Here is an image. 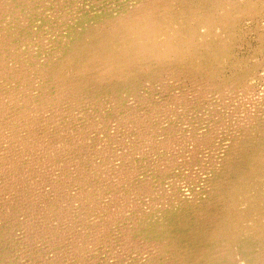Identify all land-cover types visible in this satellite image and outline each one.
Masks as SVG:
<instances>
[{"label":"rangeland","instance_id":"374dc122","mask_svg":"<svg viewBox=\"0 0 264 264\" xmlns=\"http://www.w3.org/2000/svg\"><path fill=\"white\" fill-rule=\"evenodd\" d=\"M150 1L0 0V264H264V0H170L183 49L85 72Z\"/></svg>","mask_w":264,"mask_h":264},{"label":"bare ground","instance_id":"6f19581e","mask_svg":"<svg viewBox=\"0 0 264 264\" xmlns=\"http://www.w3.org/2000/svg\"><path fill=\"white\" fill-rule=\"evenodd\" d=\"M169 1L170 0H152L149 2L148 5H143L141 6L136 13H133L131 16L128 15L126 18H128L125 23H123L119 29L117 31V33L121 34L120 35V39L122 44H123V48L121 49V51H117L115 49H111L109 53H107L106 55H100V54H94L93 56H91L92 61L90 60L89 63L84 67L85 68V72L88 69H99V75L97 76L100 79L103 78H108L109 76H112L114 74H117L118 72H123L126 69H128L130 66L132 65H137L139 67H142L143 65H145L144 61H147L148 58H152L155 57L157 60L159 59H164L167 56H169L171 53H174L176 51H179L180 47L184 48V46H181L179 43L175 44L173 42V32H175L177 35V31L176 30H170L169 26L167 25L166 19L167 16L170 13L169 10L171 9L169 7ZM234 1V0H233ZM259 1V0H258ZM2 2V1H1ZM29 2V1H28ZM246 2V1H245ZM3 3V2H2ZM215 3V4H214ZM212 5L216 6V7H220L221 3L220 2H214ZM222 4H226L225 2H222ZM228 6V5H227ZM29 7V6H27ZM250 9H256V5L255 7L253 6V4H251ZM157 8H164L165 12H163L165 15L164 17L160 18L159 22H156V20L153 19V16H151V14L154 12V10H156ZM49 9V8H48ZM218 9V8H217ZM212 10L209 13H204V15L201 17L200 20V24L205 26L206 28H212L215 26L216 23H218V20L221 21V17H223V19L225 20L226 17H231V15L228 13V15L226 14H222L221 17L220 16H216L217 14L215 12L212 11H218V10ZM136 10V9H135ZM9 11V10H8ZM17 11V10H16ZM29 11V10H28ZM31 11V9H30ZM191 10H186V14H188ZM168 13V14H167ZM21 14V13H20ZM51 15V14H50ZM167 15V16H166ZM4 16V15H3ZM125 16V15H124ZM1 17V16H0ZM56 18V17H55ZM23 19V17H22ZM11 20V19H10ZM15 20V19H14ZM25 20V17H24ZM235 20V19H234ZM22 21V20H21ZM59 21V20H58ZM140 21H145L147 23H143L141 25H139ZM16 23V22H15ZM22 23V22H21ZM37 24V23H36ZM1 25V24H0ZM127 27V28H122V27ZM5 27V25H4ZM17 27V26H16ZM28 27V26H26ZM32 28V27H31ZM217 28V27H216ZM219 28V27H218ZM5 29V28H4ZM30 29V28H29ZM8 31V30H7ZM11 31V29H10ZM31 31V29H30ZM18 32V31H17ZM10 33V32H9ZM12 34V33H10ZM35 34V33H34ZM3 35V34H2ZM1 35V36H2ZM6 35V34H5ZM13 36V35H11ZM115 36V35H114ZM13 38V37H12ZM11 38V39H12ZM27 38V37H26ZM42 38V37H41ZM40 38V39H41ZM6 39V38H3ZM1 42V41H0ZM4 42V41H3ZM44 42V41H43ZM12 43V42H10ZM187 44V42H186ZM7 45V44H6ZM2 46V45H1ZM9 46V45H8ZM7 46V47H8ZM187 46V45H186ZM188 47V46H187ZM182 48V49H183ZM4 49V48H3ZM13 49V48H12ZM7 52V51H6ZM5 51H3V53H6ZM10 52V51H9ZM18 52V51H17ZM14 54V53H11ZM32 54V53H31ZM29 55V54H28ZM12 56V55H10ZM18 57V55H17ZM27 60V59H26ZM3 61V59H2ZM103 61V62H101ZM170 61V60H169ZM8 62V61H7ZM171 62V61H170ZM38 63V61H37ZM15 64V63H14ZM23 64V63H22ZM44 64V63H43ZM28 65V64H27ZM260 65V64H259ZM17 66V65H16ZM4 69V68H3ZM4 71V70H3ZM181 71V70H180ZM21 72V71H20ZM26 72V71H25ZM167 72V71H166ZM256 72V71H255ZM170 73V72H169ZM179 73V72H178ZM5 75V74H3ZM253 76V75H252ZM9 78V77H8ZM11 78V77H10ZM20 78V77H19ZM182 79V78H181ZM178 80V79H177ZM208 80V79H207ZM206 80V81H207ZM38 81V80H37ZM11 82V81H10ZM214 82V81H213ZM8 83V82H7ZM56 83V82H55ZM231 83V82H230ZM57 84V83H56ZM147 84V83H146ZM213 84V83H211ZM28 85V84H27ZM206 85V84H205ZM247 85V84H246ZM210 86V85H209ZM227 86V84H226ZM245 86V85H244ZM7 88V87H6ZM22 88V87H21ZM217 88V87H216ZM220 88V87H219ZM218 88V89H219ZM252 89V88H251ZM248 89V90H251ZM223 90V89H222ZM240 90V89H239ZM22 91V90H21ZM71 91V90H70ZM211 91V90H210ZM225 91V90H224ZM6 92V91H5ZM220 92V91H219ZM205 93V92H204ZM225 93V92H224ZM232 93V92H231ZM2 94V93H1ZM19 94V93H18ZM208 94V93H206ZM217 94V93H216ZM5 95V94H3ZM63 95V94H62ZM219 95V93H218ZM224 95V94H223ZM20 96V94H19ZM30 96V95H29ZM25 97V96H24ZM71 97V96H70ZM4 98L5 97H1ZM49 98V97H48ZM7 99V98H6ZM30 99V98H29ZM11 100V99H10ZM18 100V99H17ZM53 100V99H52ZM1 101V100H0ZM3 101V100H2ZM6 101V100H5ZM27 101V100H26ZM33 101V100H32ZM63 101V100H62ZM45 102V101H44ZM52 102V101H51ZM49 103V102H48ZM70 103V102H69ZM5 104V103H4ZM33 104V103H31ZM35 104V103H34ZM39 104V103H38ZM2 105V104H0ZM9 105V104H8ZM29 105V104H28ZM32 106V105H31ZM30 106V107H31ZM45 106V105H44ZM49 107V106H48ZM63 107V106H61ZM93 107V106H92ZM117 107V106H116ZM9 109V107H7ZM18 108H20L18 106ZM38 108V107H36ZM50 109V108H49ZM58 109V108H56ZM28 110V108H26V111ZM46 110V109H45ZM63 110V109H62ZM135 110V109H134ZM37 111V110H36ZM50 111V110H49ZM60 111V109H59ZM43 112V111H42ZM57 112V111H56ZM62 112V111H61ZM65 112V111H64ZM16 113V112H15ZM39 113V111H38ZM60 113V112H59ZM19 114V112H18ZM23 114V113H21ZM40 114V113H39ZM62 114V113H61ZM262 114V113H261ZM127 115V114H126ZM18 117V116H17ZM27 118V117H25ZM32 118V117H31ZM19 119V118H18ZM249 119V118H248ZM256 119V118H255ZM35 120V119H34ZM251 120V119H250ZM249 120V121H250ZM21 121V120H20ZM249 123V122H248ZM139 124V123H138ZM24 125V124H21ZM30 127V126H29ZM29 129V128H28ZM245 129V128H244ZM247 129V128H246ZM27 130V129H26ZM31 130V129H29ZM33 131V130H32ZM36 132V131H35ZM17 133V132H16ZM15 134V133H14ZM8 135V134H7ZM250 135V134H249ZM15 136V135H14ZM13 136V137H14ZM31 136V135H29ZM12 137V136H11ZM18 137V136H17ZM40 137V136H39ZM23 138V137H22ZM28 138V137H27ZM42 138V137H41ZM16 139V138H14ZM18 139V138H17ZM99 139V138H98ZM236 139V138H235ZM21 139H19L20 141ZM28 140V139H27ZM81 140V139H80ZM9 141V140H8ZM45 141V140H44ZM21 144V143H20ZM29 144V143H28ZM245 144V143H244ZM15 145V144H14ZM38 145V144H37ZM173 145V144H172ZM17 146V145H16ZM44 146V145H43ZM15 147V146H14ZM30 147V146H29ZM22 148V147H21ZM50 148V147H49ZM179 148V147H178ZM236 148V147H235ZM20 149V148H19ZM32 149V148H31ZM81 149V148H80ZM25 150V149H24ZM45 150V149H44ZM12 151V150H11ZM52 151V150H51ZM239 151V150H238ZM9 152V151H8ZM57 152V151H56ZM25 153V152H24ZM197 153V152H196ZM13 154V152H12ZM27 154V153H26ZM29 154V153H28ZM32 154V153H31ZM30 154V155H31ZM35 154V153H34ZM229 154V153H228ZM8 156V155H7ZM18 157V155H16ZM22 156V155H21ZM4 157V156H3ZM11 157V156H10ZM20 157V156H19ZM24 157V156H23ZM32 157V156H31ZM46 157V156H45ZM48 157V156H47ZM46 157V158H47ZM16 158V157H15ZM27 157H25L26 159ZM29 158V157H28ZM33 159V158H32ZM54 159V158H53ZM178 159V158H177ZM225 159V158H224ZM227 159V158H226ZM229 159V158H228ZM8 158H6V162H7ZM13 160V159H11ZM230 160V159H229ZM255 160V159H254ZM18 161V160H17ZM44 161V160H43ZM42 161V162H43ZM48 161H50L48 159ZM179 161V160H178ZM222 161V160H221ZM3 162V160H2ZM32 163H35L33 161H30ZM40 162V161H39ZM46 163V161H44ZM7 164V163H6ZM11 164V163H9ZM19 164V163H18ZM27 164V163H26ZM31 163H29L30 165ZM4 165V164H3ZM13 165V164H11ZM28 165V164H27ZM58 165V164H57ZM16 166V165H14ZM20 166V165H19ZM12 167V166H11ZM25 167V166H24ZM43 167V166H42ZM45 167V164H44ZM5 168V167H4ZM7 169V168H5ZM13 169V168H12ZM18 169V167H17ZM32 169V167H31ZM49 170V169H48ZM6 171V170H5ZM38 171V170H37ZM42 171V170H41ZM1 172V171H0ZM17 172V171H16ZM19 172V171H18ZM25 172V171H23ZM39 172V171H38ZM43 172V171H42ZM83 172V171H82ZM12 173V172H11ZM21 173V172H20ZM19 173V174H20ZM37 173V172H36ZM126 173V172H125ZM40 174V173H39ZM4 175V174H3ZM11 175V174H10ZM44 175V174H43ZM92 175V174H91ZM9 176V174H8ZM16 177V176H15ZM80 177V176H79ZM84 177V176H83ZM6 178V177H5ZM20 178V177H19ZM32 178V177H31ZM17 179V178H16ZM22 181H23V177H21ZM30 179V177H29ZM83 179V178H82ZM7 180V179H6ZM11 180H13V178H11ZM25 180V179H24ZM76 180V178H75ZM74 180V181H75ZM81 180V179H80ZM118 180V179H117ZM17 184L19 183V179L17 180ZM36 180L34 179V182ZM24 182V181H23ZM32 182V181H31ZM51 182V181H50ZM58 182V181H56ZM77 182V181H76ZM6 183V181H5ZM10 183V182H9ZM33 183V182H32ZM23 184V183H22ZM77 184V183H76ZM86 184V183H84ZM256 184V183H255ZM24 185V184H23ZM12 186V185H11ZM17 186V185H16ZM22 186V185H21ZM35 186V185H34ZM40 186V185H39ZM16 188V187H15ZM13 190V189H12ZM20 190V189H19ZM65 191V190H64ZM121 191V189H120ZM77 193V191H76ZM10 194V193H9ZM83 194V193H82ZM18 196V195H17ZM66 196V195H65ZM13 197V196H12ZM24 197V196H23ZM37 197V196H36ZM78 198V197H77ZM1 199V198H0ZM20 199V198H19ZM6 200V199H5ZM24 200V199H23ZM44 200V199H43ZM79 201H81L79 199ZM67 202V201H66ZM82 202V201H81ZM134 202V201H133ZM17 203V202H16ZM121 203V202H120ZM24 204V203H23ZM82 204V203H81ZM88 204V203H87ZM61 205V204H60ZM86 205V203H85ZM97 205V204H96ZM102 205V204H100ZM136 205V204H135ZM162 205V204H161ZM98 206V205H97ZM124 206V205H123ZM122 206V207H123ZM100 207V206H99ZM23 208V207H22ZM87 208V207H86ZM118 208V207H117ZM60 209V208H59ZM100 209V208H99ZM92 210V209H91ZM98 210V209H97ZM72 211V209H71ZM76 211V210H75ZM73 212V211H72ZM214 212V211H213ZM19 213V212H18ZM219 213V211H218ZM7 214V213H6ZM96 214V213H95ZM141 214V213H140ZM9 215V214H8ZM73 215V214H72ZM85 215V214H84ZM110 215V214H109ZM139 215V214H138ZM114 216V215H113ZM66 217V216H65ZM79 217V216H78ZM61 218V217H60ZM81 218V216L79 217ZM262 218V217H261ZM14 219V218H13ZM18 219V218H17ZM263 219V218H262ZM81 221V220H80ZM36 222V221H35ZM79 222V221H78ZM131 222V221H130ZM71 223V222H70ZM29 224V223H28ZM35 226V225H34ZM74 226V225H73ZM65 227V226H63ZM57 229V228H56ZM38 230V229H37ZM58 230V229H57ZM126 230V229H125ZM99 231V230H98ZM4 232V231H3ZM2 233V232H1ZM18 233V232H17ZM51 234V233H50ZM98 234V233H97ZM127 234V233H126ZM128 235V234H127ZM57 236V235H56ZM126 237V235H125ZM2 238V237H1ZM55 238V236H54ZM114 238V237H113ZM3 239V238H2ZM78 239V238H77ZM123 239V238H122ZM131 239V238H130ZM55 240V239H53ZM57 240V238H56ZM133 240V239H131ZM2 243V242H1ZM53 243V242H52ZM54 244V243H53ZM52 244V245H53ZM125 244V243H124ZM25 247V246H24ZM169 249V247H167ZM203 249V248H202ZM194 250V249H193ZM196 250V249H195ZM82 251V250H81ZM191 251V250H190ZM164 252V251H163ZM193 253V252H192ZM195 253V252H194ZM188 254L187 253V258H188ZM194 255V254H193ZM196 255V254H195ZM198 256L199 253L197 254ZM60 256V255H59ZM202 256V255H201ZM196 257V256H194ZM203 257V256H202ZM205 257V255H204ZM191 258V257H190ZM192 259V258H191ZM200 259V257L198 258V260ZM82 260V259H81ZM188 260V259H187ZM2 262V261H0ZM191 262V261H190Z\"/></svg>","mask_w":264,"mask_h":264}]
</instances>
